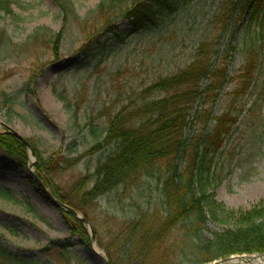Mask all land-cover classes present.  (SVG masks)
<instances>
[{
    "label": "trees",
    "instance_id": "16d2710c",
    "mask_svg": "<svg viewBox=\"0 0 264 264\" xmlns=\"http://www.w3.org/2000/svg\"><path fill=\"white\" fill-rule=\"evenodd\" d=\"M188 1L102 0L87 17L80 18L70 0H53L62 16V30L54 33L37 27L22 48L29 50L36 44L58 60L59 44L69 31L76 30L83 35V44L74 55L100 64L131 37L156 28L163 16L176 14ZM248 3L244 5L246 27L234 47L231 41L223 48L205 41L186 67L130 95L120 108L105 107L96 118L88 120L96 143L84 155L89 157L102 149L107 153L97 160L92 174L78 178L67 190L48 177L54 172L50 163L57 170L56 162L51 158L44 161L29 142L38 160L36 171L44 173V186L60 203L80 212L89 222L94 219L89 211L101 197L117 193V200L138 198L142 186L155 181L159 187L157 201L148 209L137 208L119 225L116 234L106 239V244L97 239L111 264H210L235 255H264V200L247 211H234L209 191L218 186L212 169L214 157L237 125L245 107L243 99L254 87L257 73L264 70V0ZM11 6L10 0H0V13L12 14ZM120 22L127 26L122 34L118 33ZM5 43L10 46L8 40ZM233 51L240 56V68L230 76L221 57ZM233 81L227 101L214 115L224 89ZM261 91L263 99L264 85ZM12 100L7 97L6 103ZM95 119H104V127L98 128ZM0 153L13 160L16 168H26L25 145L7 132L0 133ZM65 163L69 168L72 165ZM0 195L9 197L6 193ZM37 195L50 202L39 186ZM62 213L71 236L89 247L84 224ZM209 222L225 229L206 238ZM93 230L98 235L95 227ZM66 248L56 242L40 251L47 262L39 263L7 251L0 241V264H69Z\"/></svg>",
    "mask_w": 264,
    "mask_h": 264
},
{
    "label": "rangeland",
    "instance_id": "374dc122",
    "mask_svg": "<svg viewBox=\"0 0 264 264\" xmlns=\"http://www.w3.org/2000/svg\"><path fill=\"white\" fill-rule=\"evenodd\" d=\"M10 1L12 14L0 13V133L11 136L15 133L30 149L25 146L27 166L24 169L16 168L13 160L0 153V193L10 197L0 195V241L7 251L39 263L47 262L40 251L57 242L67 247L69 264H106L110 260L99 248L97 239L106 244V239L116 234L119 225L132 217L137 208L148 209L153 205L158 199L159 187L153 180L142 186L138 198L127 196L117 200V193L101 197L89 211L94 217L92 222L73 209L90 224L91 228L84 224L90 241L86 247L71 236L62 213L66 211L37 195L39 182L50 194L51 191L44 186V173L36 171L38 160L31 144L44 161L51 158L56 162L58 171L50 163L54 172H49L48 177L62 190H67L78 178L92 174L97 160L107 150L89 157L84 155L96 143L89 132L88 120L96 118L105 107L120 108L130 95L186 67L201 43L213 41L223 48L231 41L234 47L246 27L244 5L249 4L248 0H189L176 14L163 16L156 28L131 37L100 64L85 62L74 55L83 44V35L76 30L69 31L59 44L58 60L36 44L29 50L23 49L22 44L37 27L60 32L62 16L53 0ZM70 1L77 15L85 18L102 0ZM126 31V23L120 22L118 33ZM3 48L8 49L3 51ZM239 57L235 51L221 57L230 76L240 68ZM29 82L31 86L26 88ZM261 85H264V70L262 74L257 73L254 87L243 99L244 111L212 165L218 186L209 191L218 202L234 211H247L264 200ZM233 86L234 81L224 89L214 115L222 109ZM7 97L13 99L8 104ZM94 122L98 128L104 127V119ZM65 161L72 164L70 168ZM224 229L209 222L204 236L211 238ZM93 246L101 258L94 254ZM260 256L235 255L210 264H239V258Z\"/></svg>",
    "mask_w": 264,
    "mask_h": 264
},
{
    "label": "water",
    "instance_id": "95a60500",
    "mask_svg": "<svg viewBox=\"0 0 264 264\" xmlns=\"http://www.w3.org/2000/svg\"><path fill=\"white\" fill-rule=\"evenodd\" d=\"M12 133V132H11ZM12 135L16 138H18L22 143H24V145L30 149V146L29 144L22 138H20L19 136H17L15 133H12ZM39 185H40V188L45 192V194L47 195L50 203H52L55 207L59 208V209H62L66 212H68L69 214H71L73 217L77 218L80 222H82L83 224H87L90 227V224L83 218H80L78 217V214L75 210H73L72 208L60 203L58 200H56L43 186H41L42 184L39 182ZM91 230V229H90ZM91 233H92V240L94 239V236H93V232L91 230ZM106 264H110L109 261L106 262Z\"/></svg>",
    "mask_w": 264,
    "mask_h": 264
},
{
    "label": "bare ground",
    "instance_id": "6f19581e",
    "mask_svg": "<svg viewBox=\"0 0 264 264\" xmlns=\"http://www.w3.org/2000/svg\"><path fill=\"white\" fill-rule=\"evenodd\" d=\"M93 252L97 257H102L101 253L96 249L95 246H93ZM238 262L239 264H264V256L239 258Z\"/></svg>",
    "mask_w": 264,
    "mask_h": 264
}]
</instances>
